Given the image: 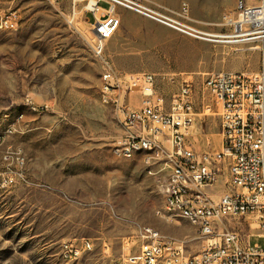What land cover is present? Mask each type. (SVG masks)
Here are the masks:
<instances>
[{
  "label": "rangeland",
  "instance_id": "rangeland-1",
  "mask_svg": "<svg viewBox=\"0 0 264 264\" xmlns=\"http://www.w3.org/2000/svg\"><path fill=\"white\" fill-rule=\"evenodd\" d=\"M88 1L0 0V11L14 10L19 17L16 29H0V131L17 128L0 145V172L5 146L12 144L23 150L34 181L0 187V264H107L140 224L183 241L191 254L204 245L186 218L157 214L163 213L168 173H148L140 156L126 159L112 152L121 127L115 108L102 98L101 67L86 22ZM147 1L171 7L187 2L191 17L208 32L225 31L223 14L236 2ZM116 13L119 26L105 48L115 72L121 77L153 73L167 106L182 81L191 79L195 120L187 138L198 150L202 139L213 149L220 141L219 107L204 78L223 71L253 73L262 64V50L254 41L188 37L129 9L119 7ZM139 90L124 91L134 107L141 105ZM27 98L43 110L33 111ZM229 224L243 243L264 246V237L247 238L238 220ZM82 238L91 239L93 249L76 260L62 259V241Z\"/></svg>",
  "mask_w": 264,
  "mask_h": 264
},
{
  "label": "built area",
  "instance_id": "built-area-1",
  "mask_svg": "<svg viewBox=\"0 0 264 264\" xmlns=\"http://www.w3.org/2000/svg\"><path fill=\"white\" fill-rule=\"evenodd\" d=\"M118 7L188 37L214 42L254 41L262 50V64L253 73L223 71L208 73L204 78L206 89L219 107V151L198 150L187 138L195 120L191 79L182 81L167 106L153 73L121 77L115 72L105 48L119 26ZM87 10L91 18L86 21L92 28L90 46L101 67L102 98L115 108L121 127L112 142V152L126 159L140 156L148 173L167 172L162 190L170 192V200H165L169 213L158 210L157 214L171 220L181 217L182 212L192 213L204 243L199 252L191 254L183 241L165 236L153 225L140 224L132 236L124 238L120 255L107 264H264V246L243 243L239 234L229 228V221L235 219L247 228V238L254 233L264 237V0H236L234 9L223 14L224 32L199 27L184 1L171 7L147 0H89ZM18 20L16 11H0V29H16ZM126 87H139L140 107L126 102ZM25 102L33 111L44 108L30 98ZM21 118L23 114L18 115ZM16 130L15 125H10L0 131V145ZM133 148H141V155H133ZM2 159L5 169L0 172V187L18 182L34 185L20 147L6 144ZM223 164L229 178L226 190L215 196L209 188L218 181ZM92 249L89 238L64 240L60 256L76 260Z\"/></svg>",
  "mask_w": 264,
  "mask_h": 264
},
{
  "label": "crops",
  "instance_id": "crops-1",
  "mask_svg": "<svg viewBox=\"0 0 264 264\" xmlns=\"http://www.w3.org/2000/svg\"><path fill=\"white\" fill-rule=\"evenodd\" d=\"M119 8V7H118ZM117 8V9H118ZM122 8V7H121ZM87 22V21H86ZM90 24V23H89ZM226 30V29H225ZM220 136V134H219ZM202 139L203 137L201 136H198L197 137V140L199 139ZM201 144L203 145L202 147V150L203 151H219L221 149V139L220 141L216 144V146L213 147V149H210L208 146H206L205 142H203V139L201 140ZM229 178V174H228V168L225 164H223L222 166V171L219 175V178H218V181L212 186L209 188V191L212 192L215 196L224 192L226 190V187H225V183L227 181V179ZM185 221H183L184 223ZM159 226L160 224L157 223ZM152 225V224H151ZM185 225L187 227V229L189 228V231H190V226L188 224H186L185 222ZM192 225V224H191ZM154 227H156L155 225H153ZM158 228V227H156ZM159 229V228H158ZM160 230V229H159ZM185 234V233H184Z\"/></svg>",
  "mask_w": 264,
  "mask_h": 264
},
{
  "label": "bare ground",
  "instance_id": "bare-ground-1",
  "mask_svg": "<svg viewBox=\"0 0 264 264\" xmlns=\"http://www.w3.org/2000/svg\"><path fill=\"white\" fill-rule=\"evenodd\" d=\"M32 107V106H31ZM133 155H141V148H133ZM149 173H154L156 174L157 172H149ZM165 194V200H170V192L169 191H164ZM163 213L168 212L169 213V206L167 204H164V207L162 208ZM161 212V211H159ZM181 217L186 218L190 224L194 226V215L189 212H182Z\"/></svg>",
  "mask_w": 264,
  "mask_h": 264
}]
</instances>
